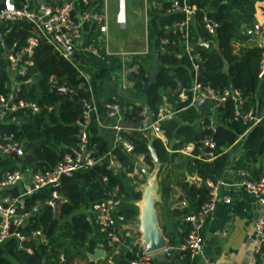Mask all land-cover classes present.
I'll return each mask as SVG.
<instances>
[{
    "label": "trees",
    "instance_id": "1",
    "mask_svg": "<svg viewBox=\"0 0 264 264\" xmlns=\"http://www.w3.org/2000/svg\"><path fill=\"white\" fill-rule=\"evenodd\" d=\"M256 1L264 0H190L196 10L189 29V41L192 49L202 59L196 80L207 84L217 93L226 89L237 91L242 112L252 108L254 104L262 48L250 45L234 50L233 43L244 42L249 36L246 30H254L249 16L253 14ZM147 8L149 12L153 11V6L149 5ZM203 12L216 23L212 35L203 27ZM181 18L182 15L176 14L159 17L158 25L161 30L158 37L166 38L167 43L161 45L162 51L159 50L153 55L151 52L144 54L141 58L142 64L138 65L136 72L128 75L136 90L134 97L141 96L144 103L124 101L117 95V78L114 73L119 72V63L116 57L100 51L101 63L104 64L101 66L100 60L75 51V60L84 64L90 63L98 70L96 94L97 98L104 96L103 105L97 111L99 121H102L101 117L106 118V104L118 103L122 122L132 127L121 133L123 139L131 143L132 150L127 153L111 143L112 131L104 130L105 128L99 127L92 119L87 135L91 156L97 162L78 170L72 177L62 178L56 188L62 200L54 207L42 206L31 217L32 221L25 231L40 230L44 241H29L27 245L31 247V253H26L16 248L14 239L7 240L0 247V264H84L87 254L92 253L96 247L90 236L91 225L85 208L105 199L107 193L116 187V194L120 199L116 214L122 217L123 224L135 222L137 208L134 202L140 199V191L136 189L139 180L132 173L137 156H141L142 162L149 169L154 167L147 149L148 144L157 157L159 201L154 206L158 227L166 241L167 254L164 253V256L167 264H189L188 250L179 249L191 228L184 218L198 211L207 201L208 189L205 181L220 178L231 156L226 150L241 135L243 128L234 118V102L229 97L212 114L213 130L208 128L210 112L207 105L199 108L187 107L186 102L179 100L177 87L184 90L189 88L193 73L176 34L164 32L162 28L163 25ZM88 27L89 41L92 40L93 45L99 46L96 42L98 31L95 30V25L91 24L89 29ZM32 36L36 37V44L32 48L26 71L13 79L6 68L3 47L15 54L25 45L27 38ZM202 42L209 45L203 46ZM154 59L157 60L155 77L147 92L142 93V85L149 78ZM111 75L115 81L110 80ZM26 79L30 81L20 82ZM13 80L20 82L14 101L34 102L39 110L31 112L29 109H17L7 113L3 121H0V131L12 133L23 149L20 157L0 156V170L19 168L29 169L33 173L44 172L51 169L77 144L78 127L75 122L80 121L82 111V105L52 87L64 85L77 101L90 103L88 85L80 76L76 65L54 51L35 34L31 24L23 19L0 22V95L9 92ZM102 92L105 94H101ZM162 96L171 103L173 111L169 118L160 120L158 124L166 142L174 140L170 152L159 139L151 137L148 131L136 129L141 119L139 111L142 106L155 115L162 104ZM205 138H211L215 144L216 157L211 161L196 158L201 151V141ZM187 143L193 145L189 154L179 153L178 150ZM263 155L264 115L243 135L238 155L231 157L230 169H241L252 178H257L261 175L260 158ZM110 159L119 164L117 171L109 166ZM186 176H196L200 180L199 185L188 182ZM172 185L180 187L187 201L186 206L171 209L167 207ZM31 199H27V202H31ZM102 246L107 255L112 253L110 249ZM140 252L141 248L138 244H133L131 236L124 239V244L111 255V259L114 264H129ZM254 259V264H264V240Z\"/></svg>",
    "mask_w": 264,
    "mask_h": 264
},
{
    "label": "built area",
    "instance_id": "2",
    "mask_svg": "<svg viewBox=\"0 0 264 264\" xmlns=\"http://www.w3.org/2000/svg\"><path fill=\"white\" fill-rule=\"evenodd\" d=\"M144 8L149 5H158L162 15H182L180 20H175L170 24L163 25L164 32L176 34L183 46V50L191 65L193 76L189 88L181 89L179 100L186 102L187 107L199 108L207 105L210 116L208 117V128L213 130L212 114L218 106H223L229 97L233 102V114L237 119L243 131H246L258 123L260 117L253 108L242 112L239 93L233 89L223 90L222 93L215 92L207 84H201L196 80V73L201 64L200 55L192 49L189 41V29L192 24L196 7L190 3V0H142ZM126 0H116V10L114 20L119 25L125 21ZM26 20L31 24L35 34L49 44L54 51L64 59L74 63V54L77 50V43L80 39L81 28L84 24H95L98 32L105 35L107 31V15L105 11V0H2L0 6V22ZM204 29L212 35L216 28V23L210 19L206 13L202 14ZM256 33L255 30H246L247 34ZM160 44L167 43L166 38H160ZM36 44V37L27 38L25 45L15 54L3 55L6 59V68L8 72L16 78L23 75L26 71V65L32 54V48ZM83 50L92 57L100 58V51L107 53L106 47H99L93 43L86 45ZM3 54V53H2ZM129 54V53H123ZM130 55V54H129ZM81 75V73H79ZM257 78L264 80V46L260 53L258 61ZM26 79L20 82H29ZM19 81H14L12 87L6 95H0V121H3L7 113L17 109H29L31 112H37L38 106L34 102L23 100L14 101L15 91ZM54 87V86H53ZM82 111L80 121L75 124L78 127L77 144L49 170L44 172H31L29 169L20 170L19 168L0 170V247L9 239H14L16 248L26 253H31V247L27 245L29 241H44V236L40 230H28V225L42 206L52 207L53 203L58 204L62 199L56 188L59 186L62 178L72 177L78 170L94 165L97 160L91 156L87 129L94 119L99 126V115L93 105L82 102ZM106 116L113 120V123L107 127L113 130V144L118 145L125 152L132 150V145L121 136L122 132L130 130L132 127L125 125L121 118V109L118 103L113 102L105 105ZM140 121L137 130L148 131L155 136L160 134L159 121L166 118V114L149 113L145 106L139 111ZM239 136V137H240ZM202 147L196 158L211 161L216 157L214 153V141L211 138H205L201 141ZM193 145L187 143L183 148L189 152ZM184 153L183 150H180ZM23 154L21 143L17 141L12 133L0 131V156L1 157H20ZM188 154V151H187ZM237 181L235 185L242 189L246 194L253 198L260 206L259 214L253 222V242L252 254L247 264H254V256L258 252L263 240L264 226V172L257 178H252L244 170H236ZM225 183L217 178L213 181L206 180L205 186L208 189V199L200 209L186 216L184 221L190 223L191 228L184 244L179 246L180 250H188L189 259L199 258L202 249V239L199 235L201 222L209 216L215 205L219 202L230 203V198L226 194L220 193V188ZM117 188H112L105 199L95 202L90 207L94 224L97 232L103 240L105 249H110L112 253L104 254L103 264H114L111 255L115 254L120 246L124 244V237L127 234V224L121 223L122 217L116 214L120 203L119 196L116 194ZM31 202H27V199ZM55 204V205H56ZM141 248L140 255L129 264H149V255L144 248ZM159 252L167 254L164 247ZM61 258V257H60Z\"/></svg>",
    "mask_w": 264,
    "mask_h": 264
},
{
    "label": "crops",
    "instance_id": "3",
    "mask_svg": "<svg viewBox=\"0 0 264 264\" xmlns=\"http://www.w3.org/2000/svg\"><path fill=\"white\" fill-rule=\"evenodd\" d=\"M111 4V0H105V11L107 15V31L106 34L103 35L101 33H97L96 42L100 44L101 47H106L107 53L106 55H111L116 57V60L119 63V72H115L114 78L111 75L110 80L115 81V90L118 96L124 101H134L144 103L142 97H134L135 89L133 87L132 80L128 79L129 73L136 72L138 65L141 62L142 56L149 52L153 55L157 51H162V47L160 44V37H158V32L161 30L158 25V19L162 15L161 10L159 11L158 5H150L153 6V11L149 12L148 8H144L142 1V9L135 10L130 8V6L125 8V21L124 24L119 25L115 22V10H116V0H114V14L112 15V9L109 7ZM143 15V29L140 36L135 37L134 28L139 20L140 15ZM138 16V20L136 19ZM253 25V29L256 33L251 32L248 38L244 42H234L233 48L237 50L239 47L256 45L259 47L264 46V38L259 36L257 33V28L261 29V32L264 36V1H256L254 3V11L253 14L249 16ZM91 24H84L81 28L80 39L77 43V50L84 54L87 57L95 58L100 60V58L92 57L88 53H86L83 48L92 43V40L89 41V31ZM95 25V24H94ZM95 30L98 29L95 26ZM140 30V28H139ZM131 32V33H130ZM130 39L138 42L137 49L129 48ZM203 43V42H202ZM208 46L209 43L205 42ZM135 50V51H134ZM124 51H130L133 54L129 56V54H123ZM150 54V53H149ZM155 60V59H154ZM154 62V61H153ZM74 64L76 65L79 73H81V77H83L88 85V90L90 92L91 104L95 108L96 112L103 105L104 96L97 98L96 88H97V69L92 67L90 63H80L77 59H74ZM101 66H104L101 63ZM153 67V66H152ZM152 70V69H151ZM150 70V71H151ZM10 74V73H9ZM10 77L15 79L11 74ZM14 83V80L12 81ZM11 86L12 87V84ZM143 86V85H142ZM178 88L180 89L179 91ZM181 87H177L176 92H181ZM101 94H105L102 92ZM253 110L260 117L264 115V80H259V84L257 90L255 92ZM172 106L171 103L166 101L165 96H162V104L157 110V113L166 114V118H169L172 114ZM99 115V114H98ZM106 116V113H105ZM102 125L99 126L101 128H105L104 130H113L110 129L109 125L113 123V120L105 117H101ZM100 119V120H101ZM151 137L159 139L167 151L170 152L172 140L167 143L165 137L160 132V134H156ZM243 136L237 138V140L226 150L231 153L230 157L238 155L239 148L241 145ZM111 143L112 139H111ZM180 150H183L184 153H181ZM188 154H189V150ZM187 151L182 147L178 150L181 154H187ZM229 163V162H228ZM231 164V159H230ZM261 164V174L264 172V155L260 158ZM154 165V164H153ZM228 165V164H227ZM226 165V166H227ZM109 166L117 171L119 169V164L110 159ZM225 166V167H226ZM139 180V183L136 187L137 190L140 191V199L134 202V205L137 208V214L135 217V222L131 224H127V236L125 238L133 237V244H138V240L140 239V233L138 232L137 226L141 223L142 217V209H143V198L142 194H144L145 188L149 181H152L151 186V195L153 196L154 204L159 201V194L157 192V165L149 169L143 162L141 156H137L135 159V167L132 173ZM131 174V175H132ZM130 175V174H129ZM196 176L187 177L186 180L190 183L192 178ZM197 178V177H196ZM198 179V178H197ZM220 179L225 183L224 186L220 188L221 194H226L230 198L229 204L217 203L212 211V213L207 216L200 224L199 235L202 239V249L201 255L199 258L194 260H190L189 264H247L249 258L252 254V242H253V222L257 218L259 214L260 206L258 203L251 198L248 194H246L242 189L238 188L235 183L237 181V176L235 170L228 168H224L221 173ZM194 183V182H193ZM200 183V180H199ZM194 183L195 185H199ZM167 207L168 208H182L187 205V201L182 193V190L178 185H172L170 196L167 199ZM85 213L88 219L89 224L91 225V238L95 241L96 248L103 250V255L106 253L102 244L103 240L100 234L97 232L92 214L90 212V208H85ZM170 224V222L168 223ZM158 225V220H157ZM139 235V236H138ZM90 254V253H89ZM88 255V254H87ZM103 259H96L91 261L88 259L84 264H103ZM149 264H167L166 258L163 252H154L149 255Z\"/></svg>",
    "mask_w": 264,
    "mask_h": 264
},
{
    "label": "water",
    "instance_id": "4",
    "mask_svg": "<svg viewBox=\"0 0 264 264\" xmlns=\"http://www.w3.org/2000/svg\"><path fill=\"white\" fill-rule=\"evenodd\" d=\"M257 33L259 36H263L261 29L257 28ZM201 45H206L205 43H201ZM9 54V51H7L5 48H3V55ZM157 68V60L155 59L153 62V67L152 70L150 71V75L148 80L143 83L142 86V93H146L149 86L151 85L154 77H155V72ZM53 90L60 92V93H65L68 95L71 100L74 102H77L79 105H81L80 101H77L76 97L72 95L68 90H66V87L64 85L61 86H54L52 87ZM180 89L178 88L177 91ZM174 140H172L173 142ZM147 149L149 152V156L152 160V163L156 166L157 165V157L155 155V152L153 148L150 147V144L147 145ZM231 159V157L229 158ZM230 166V160L228 165L225 168H228ZM191 182L198 184L199 179L196 177H193ZM151 186H152V181L150 180L149 183L147 184L144 194H142L143 198V209H142V217H141V223L137 226L138 232L140 233V239L138 240V243L141 244V246L144 248L146 253H154L162 250L165 247V238L163 237L158 225H157V212L154 206V200L153 196L151 195ZM56 202L53 203L52 207H54ZM88 259L91 261H94L96 259H103V250L96 248L93 250L92 253L87 255Z\"/></svg>",
    "mask_w": 264,
    "mask_h": 264
},
{
    "label": "rangeland",
    "instance_id": "5",
    "mask_svg": "<svg viewBox=\"0 0 264 264\" xmlns=\"http://www.w3.org/2000/svg\"><path fill=\"white\" fill-rule=\"evenodd\" d=\"M126 3H127V7L128 6H130V8H132V9H135V10H141L142 9V0H126ZM111 7V9H112V12H111V14L113 15L114 14V8H115V5H114V0H111V4H109V7L108 8H110ZM140 15V17H139V20L137 19L138 18V16H136V19L138 20V22L139 23H137V25L134 27V28H136L135 30H133L134 31V36L135 37H138V36H140L141 35V33H142V29L144 28L143 27V15L142 14H139ZM139 28H140V30H139ZM131 33V32H130ZM129 46H131V47H129V48H133V49H137V47H138V42L137 41H135V39H133V40H131L130 39V42H129V44H128ZM135 51V50H134ZM125 53H129V54H133L132 52H130V51H124ZM130 56V55H129ZM7 71H9V70H7ZM13 84V83H12ZM139 236V235H138Z\"/></svg>",
    "mask_w": 264,
    "mask_h": 264
}]
</instances>
